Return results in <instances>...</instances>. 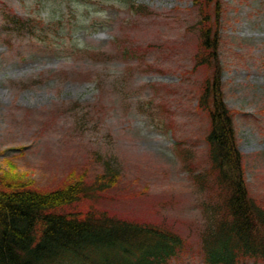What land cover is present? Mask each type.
Returning <instances> with one entry per match:
<instances>
[{"label":"rangeland","instance_id":"1","mask_svg":"<svg viewBox=\"0 0 264 264\" xmlns=\"http://www.w3.org/2000/svg\"><path fill=\"white\" fill-rule=\"evenodd\" d=\"M221 1L224 102L249 192L264 201V0ZM197 19L192 0H0V165L45 190L115 171L94 203L179 234L170 264H204Z\"/></svg>","mask_w":264,"mask_h":264},{"label":"trees","instance_id":"2","mask_svg":"<svg viewBox=\"0 0 264 264\" xmlns=\"http://www.w3.org/2000/svg\"><path fill=\"white\" fill-rule=\"evenodd\" d=\"M192 6L197 43L189 73L202 70L196 110L209 122L207 164L194 173L196 187L207 196L201 201L200 254L204 264H264V201L249 192L235 112L224 102L223 3L192 0ZM6 165H0V264H170L184 250L179 234L117 217L94 203L97 191L115 184V171L97 175L91 185L85 174L69 173L66 182L45 190L10 161Z\"/></svg>","mask_w":264,"mask_h":264}]
</instances>
